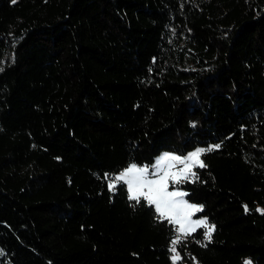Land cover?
I'll use <instances>...</instances> for the list:
<instances>
[{
    "label": "trees",
    "instance_id": "obj_1",
    "mask_svg": "<svg viewBox=\"0 0 264 264\" xmlns=\"http://www.w3.org/2000/svg\"><path fill=\"white\" fill-rule=\"evenodd\" d=\"M216 144L176 264H264V0H0V264H173L108 177Z\"/></svg>",
    "mask_w": 264,
    "mask_h": 264
},
{
    "label": "snow or ice",
    "instance_id": "obj_2",
    "mask_svg": "<svg viewBox=\"0 0 264 264\" xmlns=\"http://www.w3.org/2000/svg\"><path fill=\"white\" fill-rule=\"evenodd\" d=\"M219 147L220 145L216 144L207 148H196L186 156L165 152L157 157L152 165L139 166L132 163L124 168L118 176L108 177L110 181L126 183L129 200H134L138 204L143 199L149 206L155 207L160 218L180 226L176 238L171 240L173 264H176V261L180 259L176 246L181 242L179 239L181 234L187 236L195 232L198 227H203L206 229L204 239L211 241L215 225H209L207 217L193 221L191 217L202 212L203 206L191 204L185 200L184 197L188 194L184 191H169V182L177 185L185 181L195 182L198 180L199 177L193 169L206 167L201 159L202 155ZM177 164H181L183 167L176 170ZM150 169L154 171H150ZM108 186L112 190L115 183L110 182ZM244 264H251V261L246 260Z\"/></svg>",
    "mask_w": 264,
    "mask_h": 264
},
{
    "label": "rangeland",
    "instance_id": "obj_3",
    "mask_svg": "<svg viewBox=\"0 0 264 264\" xmlns=\"http://www.w3.org/2000/svg\"><path fill=\"white\" fill-rule=\"evenodd\" d=\"M197 148H202V147H197ZM196 149V148H195ZM194 149V150H195ZM194 150H191L190 152H192V151H194ZM165 152H169V153H174V154H176V155H179V156H186L187 154H180V153H178V152H175V151H169V150H167V151H163L162 152V154L163 153H165ZM161 155V154H160ZM159 155V156H160ZM158 156V157H159ZM201 159H202V157H201ZM203 160V159H202ZM156 161V160H155ZM155 161L154 162H152V163H149V164H137V163H135V164H137V165H139V166H143V165H152L153 163H155ZM132 164V163H131ZM183 167V165H181V164H177L176 165V170H179L180 168H182ZM196 169L197 168H194L193 169V171H196ZM121 171H123V170H121ZM120 171V172H121ZM150 171H154V170H152V169H150ZM119 172V173H120ZM119 173L116 175V176H118L119 175ZM150 178H155V177H150ZM112 183H115V185L119 182V181H111ZM173 190H180V191H184V192H186L187 193V191L184 189V188H182V187H180V186H178V184L177 185H173L171 182H169V191H173ZM184 199L185 200H187L189 203H191V204H197V205H201V204H199V203H196V202H193V201H190L189 199H188V197L187 196H185L184 197ZM204 217H207V216H204L203 214H201V212L200 213H196V214H194L192 217H191V219L193 220V221H195V220H197V219H202V218H204ZM207 219H208V217H207ZM208 223H209V225H212L210 222H209V220H208ZM176 225V224H175ZM176 227H177V230L179 229V225H176ZM198 228H200V227H198ZM197 228V229H198ZM205 229V228H204ZM205 231H206V229H205ZM182 237H184V235L183 234H181L180 235V237H179V239L180 238H182ZM173 255V254H172ZM180 256V255H179ZM179 260V259H178Z\"/></svg>",
    "mask_w": 264,
    "mask_h": 264
}]
</instances>
